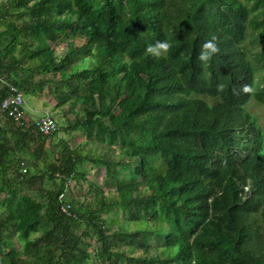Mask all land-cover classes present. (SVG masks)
Returning a JSON list of instances; mask_svg holds the SVG:
<instances>
[{
	"label": "trees",
	"instance_id": "16d2710c",
	"mask_svg": "<svg viewBox=\"0 0 264 264\" xmlns=\"http://www.w3.org/2000/svg\"><path fill=\"white\" fill-rule=\"evenodd\" d=\"M213 35L220 51L202 63ZM157 40L170 48L152 58ZM259 41L264 0H0V103L8 83L51 85L67 129L100 149L62 141L47 163L51 135L0 109V264H264ZM86 160L106 167L107 188L61 198ZM114 209L135 227L110 234Z\"/></svg>",
	"mask_w": 264,
	"mask_h": 264
},
{
	"label": "rangeland",
	"instance_id": "374dc122",
	"mask_svg": "<svg viewBox=\"0 0 264 264\" xmlns=\"http://www.w3.org/2000/svg\"><path fill=\"white\" fill-rule=\"evenodd\" d=\"M71 41H77L74 40V38L69 39L68 41H61L60 43H57L55 45L56 51L58 56H63L65 52L67 51V44ZM248 43L250 44V41L248 40ZM256 49H263L264 48V41L262 42H256ZM261 74L262 72L259 71ZM41 77L40 74H36V78L38 79ZM3 83H5V80H2ZM24 99H25V119L26 125L28 127L33 126L34 124H37V121L39 118L46 116L47 113L50 114L58 123L59 126V132L51 135L49 139L46 141L47 144V163L55 162L59 155V151L64 147L62 144V141H66L69 148H77L80 143H85V149L83 153L87 154L88 151H95L90 153L93 155V157H97L100 153V149L97 147L98 145L93 141L85 140L86 137L80 135V133L75 132L74 130H68L67 124L70 122L69 119L72 120L74 118V115L72 113V110L65 106L67 112V117L65 116V113L61 109V107H57V101L54 98V93L52 92L51 85H47L45 89L41 92V94H34V93H24ZM251 111L256 113L260 119V122L264 121V106L260 105L258 102L252 103L249 107ZM4 125V124H3ZM37 142V141H35ZM38 143V142H37ZM52 143V145H51ZM55 145V146H53ZM24 153V152H23ZM82 168H86L88 170L87 178L83 179L81 182L75 180V178L69 179L67 181L68 186L66 188L65 195L69 198H79L83 199L85 201H93L95 196L98 193V190L96 186H101L103 189H106L107 186L105 185V177L107 175V169L106 167L102 165L94 164L90 160H86L83 164H81ZM57 181H60L61 175L57 174ZM35 184H33L34 188L40 187V181L35 180ZM50 183V182H49ZM53 185V183H50ZM28 187V186H26ZM26 192L30 194H35L33 190L26 189ZM1 210V205H0ZM114 211V212H113ZM113 211L104 213V217H108V223L110 225L108 226V232L110 234H115L118 231L124 232L126 229L128 231L130 228H134L135 225L131 224L128 220L125 214H122V212H117L116 209ZM83 228L78 227L77 231L81 232ZM20 246V245H19ZM138 252H143V250H138Z\"/></svg>",
	"mask_w": 264,
	"mask_h": 264
},
{
	"label": "clouds",
	"instance_id": "9594fccd",
	"mask_svg": "<svg viewBox=\"0 0 264 264\" xmlns=\"http://www.w3.org/2000/svg\"><path fill=\"white\" fill-rule=\"evenodd\" d=\"M248 40L250 41V39H248ZM216 41H217V37L215 35H213L211 37V39H207V40H204L202 42V44L200 45L199 55L197 57V59L200 62L207 63L208 61H210L213 58V56L216 53H218L220 51V48H219L218 43ZM247 44L250 45L248 42H247ZM169 48H170V43L167 40H163V41L157 40L155 43L149 44L146 47L145 54L151 56L152 58H161V57H163L168 52ZM8 84L11 87L12 83H8ZM12 86H14V85H12ZM14 87H16V86H14ZM248 90H250V89L247 86H245V91H248ZM18 91H20L21 93H24L23 91H21L19 89H18ZM23 99H24V95H23ZM260 105H262V104H260ZM24 106H25V99H24V103L21 105V110L23 112V116H21V118H19V120H17L13 116V118L16 121H18L19 125H22L23 122L26 121L25 119H27L25 117V109H24ZM0 109H1V103H0ZM2 111H5V110H2ZM249 111L251 112V114L253 116H255V118H256V120H257V122L259 124L260 129L261 128L263 129L264 128V121L263 122L262 121L260 122V119H259L258 115L256 113H254L253 111H251L250 108H249ZM46 117L51 118L55 122V124H56L55 130L52 131V132H50V133H44L40 129V123H41L42 119L43 118H46ZM25 125H26V122H25ZM33 127L34 128H32V131L34 133H40L43 136H50L52 134H55V133L59 132V130H60L59 129V126H58V123L56 122V120L50 114H48V113H47L46 116H43V117L39 118L38 121H37V124H34ZM63 195H65V193ZM63 195L61 196V198H64ZM65 197H68V196H65ZM67 207L69 208V206H67ZM69 212H70L69 214H67L65 212L66 215H70L71 214V211L69 210Z\"/></svg>",
	"mask_w": 264,
	"mask_h": 264
},
{
	"label": "built area",
	"instance_id": "2783aa9c",
	"mask_svg": "<svg viewBox=\"0 0 264 264\" xmlns=\"http://www.w3.org/2000/svg\"><path fill=\"white\" fill-rule=\"evenodd\" d=\"M24 103L23 95L18 89L11 85V93L9 96L4 99L1 103V109L2 110H8L10 114H13V116L19 120L21 116H23V112L21 110V105ZM56 128L55 122L49 118H43L40 123V129L44 133H50L54 131ZM63 210L69 214V208H63Z\"/></svg>",
	"mask_w": 264,
	"mask_h": 264
}]
</instances>
